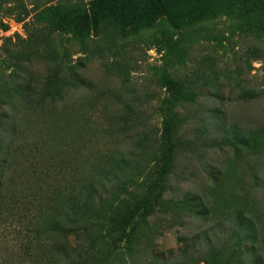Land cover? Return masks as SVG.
<instances>
[{
  "label": "rangeland",
  "instance_id": "obj_1",
  "mask_svg": "<svg viewBox=\"0 0 264 264\" xmlns=\"http://www.w3.org/2000/svg\"><path fill=\"white\" fill-rule=\"evenodd\" d=\"M1 22L7 29L0 28V60L4 36L12 37L17 54L47 36L21 72L36 89L53 62L84 63L80 73L89 88L73 98L85 128L76 145L71 136L63 155L70 164L80 165L86 153L126 151L128 135L168 126L162 109L171 106L166 86L168 78L175 79L187 93L174 106L172 120H181L174 139H191L193 146L182 149L176 141L168 157L156 162L146 200L158 201L166 185L161 200L200 195L224 210L223 196L246 194L264 216V186L250 188L264 184V153L254 158L215 145L228 131L248 134L264 125V96L248 95L264 89V9L240 0H0ZM67 22L72 25L64 27ZM178 37L186 53L170 59L167 43ZM10 70L0 64V84ZM126 112L128 124L122 127ZM164 168L170 171L161 178L157 171ZM148 223L152 251L167 261L178 258L184 246L202 244L204 231L220 235L228 226L213 218L176 217L168 207L152 213ZM135 264L150 262L139 257Z\"/></svg>",
  "mask_w": 264,
  "mask_h": 264
},
{
  "label": "trees",
  "instance_id": "obj_2",
  "mask_svg": "<svg viewBox=\"0 0 264 264\" xmlns=\"http://www.w3.org/2000/svg\"><path fill=\"white\" fill-rule=\"evenodd\" d=\"M240 1L264 9V0ZM155 9L170 19L164 7ZM0 28L7 26L1 22ZM46 40L47 36L39 43L34 40L18 54L11 36L2 40L5 58L0 64L11 70L0 84V264H135L139 257L150 264H264V216L246 194L223 196L224 210L200 195L161 200L166 185L158 201L146 200L156 162L168 157L176 141L181 143L174 139L181 120L175 116L173 122L172 114L177 102L186 98L182 82L167 80L172 102L162 115L168 126L128 135L126 151L86 153L80 165L70 164L68 155L64 158L71 136L76 145L84 135L85 127L76 116L80 104L73 96L85 94L89 85L79 60L53 62L39 88L31 85L21 72ZM167 50L170 59H183L186 53L179 37L167 43ZM260 92L248 95L264 96V89ZM128 119L126 112L120 118L122 127ZM220 136L215 145L229 146L238 155L264 153V125L248 134L228 131ZM191 145L192 140L185 139L179 147ZM169 169L157 171L158 176ZM259 186L264 184L255 182L250 188L255 191ZM167 207L176 217L213 218L228 226L220 235L204 231L202 244L184 246L178 258L167 261L152 251L154 231L147 226L152 213Z\"/></svg>",
  "mask_w": 264,
  "mask_h": 264
}]
</instances>
